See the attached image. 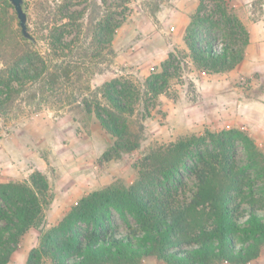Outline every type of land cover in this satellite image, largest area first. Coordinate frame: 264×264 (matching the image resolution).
Instances as JSON below:
<instances>
[{
  "label": "trees",
  "instance_id": "trees-1",
  "mask_svg": "<svg viewBox=\"0 0 264 264\" xmlns=\"http://www.w3.org/2000/svg\"><path fill=\"white\" fill-rule=\"evenodd\" d=\"M100 1L103 9L93 17L86 14L89 5L72 10L70 0H58L47 8L46 0H36L32 26L27 19L30 37H24L13 6L0 0V108L25 89L36 86L33 95H43L45 87L69 79L73 65L63 57L71 52L85 18L88 48L94 52L101 46L114 54L111 41L125 18L124 7ZM212 2L208 11L204 0L198 1L183 42L195 66L228 72L243 59L248 33L223 0ZM67 34L72 35L69 41ZM39 40L46 42L44 53ZM174 61L169 53L160 71L145 79L143 90L116 77L97 91L105 104L96 94L91 102L83 101L113 138L104 159L140 146L142 124L136 130L128 117L142 94L155 100L165 90ZM148 113L146 109L142 117ZM133 166L130 184L114 182L87 192L42 231L25 264H141L147 257L165 264H247L260 255L264 152L246 131L231 127L189 133L151 147ZM51 201L48 180L39 171L27 180L0 182V264L10 261L28 230L44 224Z\"/></svg>",
  "mask_w": 264,
  "mask_h": 264
},
{
  "label": "rangeland",
  "instance_id": "rangeland-1",
  "mask_svg": "<svg viewBox=\"0 0 264 264\" xmlns=\"http://www.w3.org/2000/svg\"><path fill=\"white\" fill-rule=\"evenodd\" d=\"M26 1L25 12L32 26L36 0ZM56 1L44 0L47 8ZM108 1L121 3L125 12L111 41L114 54L101 46L94 52L88 48L91 35L85 18L71 52L62 56L73 65L69 79L58 80L51 89L45 87L43 95H33L36 86L25 89L0 108V182L27 180L33 171H39L46 176L52 193L44 224L22 236L7 264H25L42 231L55 225L82 195L114 182L130 184L135 178L134 163L151 147L204 129L236 127L246 131L264 152V54L256 45L253 53L249 51L246 65L239 63L225 77L209 73L194 65L183 42L184 26L199 0ZM223 1L244 26L248 41L251 33L254 43L264 42V0ZM204 2L208 11L213 8L212 0ZM88 5L86 14L93 17L104 6L100 0L69 2L72 10ZM72 35L67 34L66 41ZM37 47L46 52L44 40H39ZM169 53L175 61L165 90L155 100L142 94L128 117L134 129L142 124L140 146L104 159L102 153L113 138L83 101L91 102L96 94L105 104L97 91L116 77L143 90L145 79L160 71ZM146 109L148 116L142 117ZM259 211L264 215V207ZM43 264L51 262L44 260ZM141 264L165 263L147 257ZM247 264H264V245L260 255Z\"/></svg>",
  "mask_w": 264,
  "mask_h": 264
},
{
  "label": "water",
  "instance_id": "water-1",
  "mask_svg": "<svg viewBox=\"0 0 264 264\" xmlns=\"http://www.w3.org/2000/svg\"><path fill=\"white\" fill-rule=\"evenodd\" d=\"M13 6L19 22L21 33L24 37H30L27 31V14L23 9V0H8Z\"/></svg>",
  "mask_w": 264,
  "mask_h": 264
},
{
  "label": "crops",
  "instance_id": "crops-1",
  "mask_svg": "<svg viewBox=\"0 0 264 264\" xmlns=\"http://www.w3.org/2000/svg\"><path fill=\"white\" fill-rule=\"evenodd\" d=\"M185 27L186 26H184V29H185ZM249 40L250 41H248V44L246 45V47H247V51H245V56H244V59H242V61H240L239 63H243V64H245L246 65V60L245 59H247V56H248V54H249V51L251 52V53H253V47H255V45H256V47L258 48V50H259V53H261L262 55L264 54V42H261V44L260 45H258L257 44V42L256 43H254L255 42V38H254V36L250 33V35H249ZM250 56H248V58H249ZM246 61V62H245ZM238 63V64H239ZM237 66V65H236ZM233 70V69H232ZM231 72V70L230 71H228V72H224V73H219V74H223L224 75V77L225 76H227V75H225V73H230ZM220 77H222V76H220Z\"/></svg>",
  "mask_w": 264,
  "mask_h": 264
}]
</instances>
